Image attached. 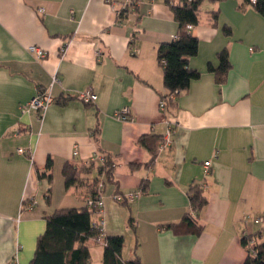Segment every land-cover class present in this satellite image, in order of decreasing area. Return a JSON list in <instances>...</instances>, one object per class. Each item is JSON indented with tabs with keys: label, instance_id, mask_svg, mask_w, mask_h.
<instances>
[{
	"label": "crops",
	"instance_id": "1",
	"mask_svg": "<svg viewBox=\"0 0 264 264\" xmlns=\"http://www.w3.org/2000/svg\"><path fill=\"white\" fill-rule=\"evenodd\" d=\"M172 4L0 0V264L15 257L25 264L46 216L84 206L85 187L66 189L61 170L101 154L114 170L113 182L102 180L97 220L106 237H123V261L243 264L241 238L260 232L264 240L263 225L242 221L244 214H264V16L243 0H203L199 22L189 30L198 52L188 65L199 78L162 111L160 97L168 91L156 53L178 32ZM32 46L45 56L36 58ZM222 50L231 67L218 84L206 67L217 66ZM87 89L97 96L94 103L77 99ZM38 90L49 92L51 104L42 114L22 113ZM124 107L130 119L114 118ZM170 128L169 145L147 165L151 155L139 139H159ZM146 179V194L126 205L113 200ZM195 185L206 198L196 216L202 231L175 235L166 225L190 213L187 194ZM89 250L90 264H101L103 247L91 242Z\"/></svg>",
	"mask_w": 264,
	"mask_h": 264
},
{
	"label": "trees",
	"instance_id": "2",
	"mask_svg": "<svg viewBox=\"0 0 264 264\" xmlns=\"http://www.w3.org/2000/svg\"><path fill=\"white\" fill-rule=\"evenodd\" d=\"M135 1L140 2L141 0ZM202 1L173 0L174 4H172L171 10L178 24V32L170 42L161 43L157 47L156 53L157 63L162 69L164 87L168 91L165 96L160 97L165 101V108L172 105L177 95L185 91L192 81L199 78V72L188 65L190 58L196 56L198 52V41L189 33L187 26L194 27L198 24V13ZM243 3L252 6L260 15L264 16V0H255L254 3H251L250 0H243ZM128 4L133 8L136 6L133 1ZM124 11L125 9H122L119 12V19L124 15ZM212 19H216L214 13ZM224 33L228 35L230 30L225 28ZM230 67L227 51L222 50L217 54V66L208 63L206 69L214 75L216 82L221 84ZM138 143L149 151L151 158L147 165H151L162 146V137L158 139L143 136ZM50 169L51 161L48 159L46 172ZM113 170L112 159L104 154H101L97 160L84 165L77 166L68 162L63 165L61 174L65 188L85 187L86 193L82 197L84 206L58 209L45 217L44 231L36 239L34 253L29 264H90L89 245L91 242L103 247L101 264H143L137 256L132 260L123 261L121 259L123 237H106L98 227L97 217H100V214L97 207L87 205V199H92L96 204L98 197L103 194V179L108 183L113 182ZM42 176H46L49 180L51 178V175L46 173L39 175V177ZM100 183L103 185L102 189L99 188ZM147 186L148 180L146 179L141 182L136 191L139 192V195L146 194ZM120 195L123 196V194ZM187 197L190 213L184 214L178 223L166 225V228L175 235L189 233L199 235L202 231L196 221V216L206 205L203 187L192 186ZM118 203L126 205L129 201L123 198ZM24 205L25 203H22V207ZM129 224L133 227L132 218H129ZM261 228L264 230V227ZM260 235L261 233L258 232L255 235L241 238L242 245L247 249V256L243 264H264V240H261ZM98 237H101L100 241L97 240Z\"/></svg>",
	"mask_w": 264,
	"mask_h": 264
},
{
	"label": "built area",
	"instance_id": "3",
	"mask_svg": "<svg viewBox=\"0 0 264 264\" xmlns=\"http://www.w3.org/2000/svg\"><path fill=\"white\" fill-rule=\"evenodd\" d=\"M131 1H133L135 4L139 3L135 0H128V3H130ZM149 1H152V0H149ZM250 2L254 3L255 0H250ZM40 12H43V10H40ZM191 28H192L191 26H187L188 30H191ZM29 51L31 53L35 54L36 58H38V59H41L45 56V53L38 47H34V46L29 47ZM250 51H252V50H250ZM133 52H136V50H134ZM76 97L79 101H81L82 103H85V104L94 103L97 99V96L90 89H87L85 91L78 93V95ZM51 101H52V99H51L49 92H39L38 91L36 93V95L34 97H32L28 102H26L25 104L20 106V111L22 113H25V112L29 113L30 111H34V112H37L38 114H42L47 109V107L51 104ZM159 107L162 111H164L166 109L165 108V101L163 99H160ZM130 116H131L130 111L127 107H124V108L120 109L119 111H116L113 114V117L116 118L117 120H120V121H128L130 119ZM171 132H172V130L170 128L167 130L165 136L162 137V146L160 147V150H162L164 147L169 145V143H170L169 135L171 134ZM17 152L23 153V150L18 149ZM72 154L74 156L78 154L76 146L74 147ZM209 165H210V162H205L203 164L204 174L208 173ZM99 188L100 189L103 188L102 183L99 184ZM102 195H100L98 197L96 204L93 203L92 199H87V205L88 206H96L99 214L102 213V209L104 206ZM138 195H139V192L134 191V192H129L123 196L120 194H115V195H113L112 198L117 203L119 201H121L123 198L128 200L129 202H131L135 198H137ZM32 209H33V206L30 205L27 210H32ZM250 220L256 225H263L264 226V214L257 215L254 217H251L249 214H244L242 216V221L245 224H247ZM103 224H104L103 220L99 221V223H98V227L100 228L101 231H103ZM97 240L100 241L101 237H98ZM9 264H18L16 257Z\"/></svg>",
	"mask_w": 264,
	"mask_h": 264
},
{
	"label": "rangeland",
	"instance_id": "4",
	"mask_svg": "<svg viewBox=\"0 0 264 264\" xmlns=\"http://www.w3.org/2000/svg\"><path fill=\"white\" fill-rule=\"evenodd\" d=\"M35 248V247H34ZM32 255H33V251H32ZM32 258V257H31ZM31 258L30 259H28L27 261H26V263L25 264H29V262H30V260H31ZM93 259H94V256H93ZM95 260V259H94ZM92 264H95L94 262H93V260H92Z\"/></svg>",
	"mask_w": 264,
	"mask_h": 264
}]
</instances>
